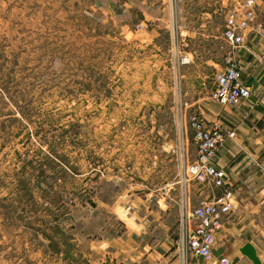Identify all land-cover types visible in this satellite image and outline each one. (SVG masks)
<instances>
[{
    "label": "rangeland",
    "instance_id": "obj_1",
    "mask_svg": "<svg viewBox=\"0 0 264 264\" xmlns=\"http://www.w3.org/2000/svg\"><path fill=\"white\" fill-rule=\"evenodd\" d=\"M244 2L0 0V264H123L106 242L150 240L133 215L161 161L195 158L191 75L212 84Z\"/></svg>",
    "mask_w": 264,
    "mask_h": 264
},
{
    "label": "crops",
    "instance_id": "obj_2",
    "mask_svg": "<svg viewBox=\"0 0 264 264\" xmlns=\"http://www.w3.org/2000/svg\"><path fill=\"white\" fill-rule=\"evenodd\" d=\"M256 21L261 22L262 29L252 25L245 46L237 52L241 80L250 91L248 99L235 107L212 102L209 93L214 78L212 84L205 87L198 83L197 73L191 75L187 106L198 111L207 125L218 124L227 134L211 160L216 168L224 171L223 187L198 183L187 175L185 165L194 155L181 173L175 163L161 161L159 166L167 169L154 189L155 208H149L146 194L140 208L142 214L133 215L148 219L146 226L153 221L148 231L143 229V234L151 230L150 240L137 241L129 237L119 243L106 242L104 255L110 253L123 264H181L171 237L180 214L185 209L189 215L200 199L214 200L223 190H228L232 194V209L222 216L213 253L216 257H228L231 264H264V13H256ZM223 30L222 27L220 36L225 43ZM224 54L216 70L222 65ZM211 61L209 57L203 62ZM188 62L193 63L192 56ZM137 234L140 238V232ZM100 246L101 243H91L90 248L97 250ZM188 264L216 263L190 256Z\"/></svg>",
    "mask_w": 264,
    "mask_h": 264
},
{
    "label": "built area",
    "instance_id": "obj_3",
    "mask_svg": "<svg viewBox=\"0 0 264 264\" xmlns=\"http://www.w3.org/2000/svg\"><path fill=\"white\" fill-rule=\"evenodd\" d=\"M255 5V0H245L241 6L243 9H233L226 18L223 38L229 47L222 65L214 73V86L209 94L212 102L235 107L250 96L248 87L241 80L237 52L245 46V38L252 25L262 29L261 22L256 21ZM189 126L195 158L186 165L187 175L198 183L222 188L224 171L216 168L211 160L226 139V132L218 124L207 125L196 113L190 117ZM231 209L232 194L228 190H223L214 200L200 199L197 202L191 216L180 223L175 246L181 264H188L190 256L216 264H231L228 257H216L213 253L222 216Z\"/></svg>",
    "mask_w": 264,
    "mask_h": 264
}]
</instances>
